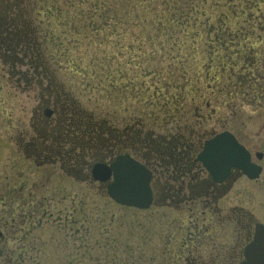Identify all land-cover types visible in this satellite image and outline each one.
Masks as SVG:
<instances>
[{
	"label": "flooded vegetation",
	"instance_id": "af4514ba",
	"mask_svg": "<svg viewBox=\"0 0 264 264\" xmlns=\"http://www.w3.org/2000/svg\"><path fill=\"white\" fill-rule=\"evenodd\" d=\"M20 7H26L25 0H0V55L42 52L40 47L30 45L32 38L26 33L29 25L23 12L18 11ZM21 76L16 79L17 85L23 83L28 90L35 85L39 102L31 109L35 132L29 128L19 130L16 133L19 138L13 139L16 150L38 168L57 166L65 175L59 176V180L86 183L91 188L97 184L103 191L93 196L110 205L113 202L123 209L134 210L131 212L137 223L127 224V213L114 218L116 214L111 208L93 209L89 213L77 207L50 211L44 207L45 202L36 200L37 194L43 199L47 197L42 192L33 193L36 188H44V181L40 186L29 177L16 180L11 190L0 195L2 201L21 200L17 202L20 217H16L15 208L9 207L5 210L9 219L0 216L3 231L8 226L15 231L10 244L15 264L18 255H22L20 248L32 260L36 258L32 251L48 247L49 243H54L51 253L55 264L264 263V202L258 203L264 199L263 138L254 149L240 133L210 132L205 124L215 113L212 99L204 102L210 109L206 115L197 111L199 107L193 113L178 114L172 122V131L158 133L146 127L145 121L136 128L123 125L113 128L108 121L104 127L91 123L86 127L74 126L76 120L81 124L89 120L85 116L82 121L72 117L73 127H64V98L46 94L42 81ZM215 98L213 102L218 99ZM230 108L234 109V105ZM224 131L231 133L246 150L249 162L258 167L256 176L250 177L238 166H232L224 177L217 179L198 159L204 142ZM262 131L264 122L260 125ZM119 154H129L150 172L152 200L148 207L115 202L107 192L112 177L104 182L93 178L94 164L107 165ZM44 179L52 182L53 177L43 176ZM74 196L78 192L70 199L75 200ZM229 196L231 204L224 202ZM154 207H162L166 213H157ZM89 219H93L92 224L80 223ZM49 220L56 226L48 228L44 222ZM3 240L0 231V246Z\"/></svg>",
	"mask_w": 264,
	"mask_h": 264
},
{
	"label": "trees",
	"instance_id": "16d2710c",
	"mask_svg": "<svg viewBox=\"0 0 264 264\" xmlns=\"http://www.w3.org/2000/svg\"><path fill=\"white\" fill-rule=\"evenodd\" d=\"M85 1L80 0L77 5L85 6V12L80 15L86 18L82 21L86 27L84 38L88 32L90 37L76 44L86 45L89 51L48 55L36 40L41 35L42 21L36 22L30 7L27 14L22 13L26 14L29 25L26 33L32 38L30 45L40 47L42 52L2 55L4 63L16 70V79L27 74V71L21 72L24 62L29 67L27 77L42 81L46 94L64 98L69 104L65 112L68 115L75 112L72 115L80 120L84 116L92 119L93 112L85 114L81 107L71 108L72 95L65 90L67 72L81 80L90 97L123 94L130 99L140 97L144 102L162 99L177 105L190 96L200 97L196 104L201 106L207 100L205 92L212 93L210 80L215 81L223 74L244 72L258 50H262L264 0H126L128 7L122 0H111L112 6L107 0H88L95 2L88 9ZM26 3L30 5L29 0ZM67 32L63 33L67 39H76L68 37ZM109 46H115L116 52L111 54ZM154 52L159 54V66L149 63ZM203 85L206 91L202 90ZM217 91L224 94L223 83ZM79 92L77 97H81ZM162 116H172V113ZM94 121L92 125L98 127H104L107 121L113 128L120 126L119 120L114 119L94 118ZM141 123L142 118L138 117L122 127L136 128ZM82 124L79 120L74 123L85 125L83 121Z\"/></svg>",
	"mask_w": 264,
	"mask_h": 264
},
{
	"label": "rangeland",
	"instance_id": "374dc122",
	"mask_svg": "<svg viewBox=\"0 0 264 264\" xmlns=\"http://www.w3.org/2000/svg\"><path fill=\"white\" fill-rule=\"evenodd\" d=\"M79 1L80 0H29V6L26 3L25 8H18V11L27 14V10L31 7L32 17H34L36 22L42 21L41 35H37L39 37H37L36 40L41 42V48L45 50L48 55H59L65 52L77 53L80 50H90L86 48V45L82 47L81 44H76V42L81 39H89L90 37V32H88L87 38H84L86 35L84 28L86 27H84L83 23L86 18L84 15H80V12H85V6H78L77 4ZM22 3V5H25L24 1ZM85 3L89 6H86V9H88L92 8L95 2L86 0ZM107 3L109 6H112L113 2L107 0ZM121 3H124L128 7V1L122 0ZM44 11H47L46 15ZM26 14L24 16H26ZM100 22H102V20ZM138 29L140 28L138 27ZM66 30H68L67 36L71 35L72 38L76 39H67L65 34H63ZM254 34L256 35V30ZM261 44L262 46L260 48L262 50H258L255 56L252 55L254 59L252 63L246 66L244 72H236L235 75L223 74L215 81L210 80L209 82L213 84L211 88L212 93H210L209 90H205V85L202 86V90L206 91L205 95L207 99H212L211 104L215 112L212 118L205 124L208 130L210 129V132L230 130L233 133H240L244 141L254 149L258 147L259 141L262 140L261 138L264 139V131L260 132V125L264 122V40L261 41ZM108 51L112 54L116 52V47L109 46ZM92 52L96 51L93 50ZM158 55V53H153V58L149 61L150 65L159 66L161 60ZM4 59L5 57L0 55V195L8 189L11 190L12 184L16 180L29 177L31 180H35L40 186L42 181L45 182L43 189L36 188L33 190V193L42 192V194L47 197L43 199L40 194H37L36 200L45 202L46 204L44 207L48 208L50 211L77 207L89 213L93 209L111 208L113 210L112 212L116 214L114 218L118 217L120 214L127 213V224L134 226L137 223V217L131 212L134 210L123 209L113 202L110 205V203H105L103 200L99 201L96 196H93V194L103 191L97 184H92L93 187L91 188L86 183L74 184L71 181L59 180V176L65 175L60 172L57 166L48 165L38 168L30 164L29 160L16 150L13 140L14 137L17 139L19 138V135H16V133L21 129L28 128L34 131V127H36L35 118L31 113V109L38 105L39 94L35 85L33 90L26 89L23 83L17 85L14 76L16 70H12L10 65L4 63ZM22 65L21 72L27 71V74L24 75H29V67L26 66L24 62ZM54 65L55 67L58 66L56 62ZM111 67L114 68L113 65H111ZM62 70L61 74H63L64 68ZM67 73L68 81L67 84H65V90H68L72 95V97L69 98L71 99V104L73 103V107H78L79 109L80 107L83 108L85 114L93 112L92 121H90V119L85 120L84 127L89 126V123L92 124L94 118L119 120V124L123 125L129 120L133 121L141 117L142 121H145L146 127L161 133L163 131H172V122L175 121L177 114L184 112L193 113L194 106L199 107L200 109L197 111H201L204 115L210 112V109L206 108L204 105L198 106V104H196L200 97L192 98L188 96L185 102H180L177 105L172 102L165 103V100L162 99L144 102L140 97L130 99L128 98L129 96L123 94H119V96L113 95L108 98H101L98 94L94 97H90V92L84 90L82 87L81 80L69 72ZM222 83L225 87L224 94L218 91L216 92L217 87ZM203 84H205V82ZM78 90L80 91L81 97H77ZM221 95L224 97H221ZM214 98L217 99V101L213 102ZM233 105L234 109H231L230 106ZM141 109H143V111H141ZM233 111L237 112L232 114ZM171 113L172 116H166ZM162 114H165L166 117H163ZM72 117L75 119V116L72 114L68 115V112H65L63 117L64 127H73V125H70ZM43 176L53 177L52 182L46 179L43 180ZM62 184L64 185L63 188ZM63 191L64 193L62 194ZM74 192H78V196H74L76 199L71 200L70 198L74 195ZM231 197L232 196L226 198L224 202L231 204ZM18 201L20 202L21 200L5 199L2 201L0 199V216L5 215L6 219H9L7 215L8 210L5 211L6 208L9 207L12 210L15 208L16 217H20L21 211L17 206ZM263 202L264 199L259 200L258 203L261 204ZM262 207H264V204ZM159 208L160 207H154L153 209L156 210L157 213L159 211H161V213H166L164 208ZM116 209L117 211H115ZM12 210L10 212H12ZM118 210H122V212ZM21 218L24 219L23 217ZM44 223L48 224V228L56 226V223L50 220ZM80 223L92 224L93 219L85 220ZM0 231L4 236V242L1 243L0 246V251L2 252L0 254V264H15L12 259L13 251L10 247V244L13 243L12 241L14 240L15 231L10 226L3 231L1 222ZM53 245L54 243H49L48 247L42 246L43 248L34 249L32 255L33 258H36L32 260L27 258L24 248H20L19 250H21L22 255H18L17 258H19V261H16V264H55L54 255L51 253Z\"/></svg>",
	"mask_w": 264,
	"mask_h": 264
},
{
	"label": "water",
	"instance_id": "95a60500",
	"mask_svg": "<svg viewBox=\"0 0 264 264\" xmlns=\"http://www.w3.org/2000/svg\"><path fill=\"white\" fill-rule=\"evenodd\" d=\"M198 159L217 179L224 177L232 166H238L250 177L256 176L258 170V167L249 162L246 150L227 131L206 140ZM91 173L100 182L107 181L112 176L107 192L120 204L145 208L151 203L150 172L128 154L118 155L109 165L94 164Z\"/></svg>",
	"mask_w": 264,
	"mask_h": 264
}]
</instances>
